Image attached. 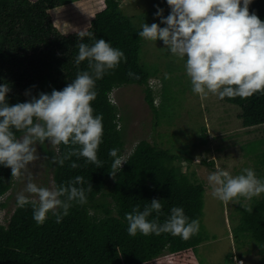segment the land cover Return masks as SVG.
Here are the masks:
<instances>
[{"label":"trees","instance_id":"trees-1","mask_svg":"<svg viewBox=\"0 0 264 264\" xmlns=\"http://www.w3.org/2000/svg\"><path fill=\"white\" fill-rule=\"evenodd\" d=\"M122 1L0 0V84L7 83L11 88L6 98L9 105L29 100L26 90H31L32 95L50 94L53 89L63 90L79 71L91 72L87 60L79 67L75 64L81 42L91 46L103 38L126 57V62L122 60L115 70L96 81L97 97L91 102L93 115L103 117L102 142L97 152L103 167L85 165L84 158L75 156L63 166L54 164L55 185L67 184L78 175L87 182L85 189L91 184L92 190L86 192L87 204H74L60 223L49 212L39 226L31 204L16 206L7 224L0 218V264H155L166 249L169 264H200L198 246L208 236L203 225L204 184L180 170L181 153L147 138L139 140L131 152L125 151L120 110L110 96L113 88L140 84L149 105L157 114L159 110L149 82L152 71L141 62V27L124 12ZM249 12L264 21V0H252ZM80 31L93 36L81 40ZM129 71L139 78L129 77ZM223 100L240 107L243 126L262 125L264 141V93ZM15 134L21 136L19 132ZM257 142L250 145L251 150L259 147ZM113 148L119 149L118 155H125L127 161L115 178L109 174L114 159L109 150ZM60 151H66V146L60 145ZM72 162L81 167L73 169ZM14 182L11 169L0 165V198ZM154 198L163 206L161 223L172 207H182L189 222L199 221V232L187 240L168 233L130 236L125 214L137 205L143 211ZM239 210L236 238L242 245L252 241L261 254L260 264H264V194L253 197ZM155 216L153 212L148 219ZM227 257L233 264V254Z\"/></svg>","mask_w":264,"mask_h":264},{"label":"clouds","instance_id":"clouds-1","mask_svg":"<svg viewBox=\"0 0 264 264\" xmlns=\"http://www.w3.org/2000/svg\"><path fill=\"white\" fill-rule=\"evenodd\" d=\"M166 2L170 8L167 17L158 6L155 13L165 27L143 23L138 34L145 41H163L164 49L172 57L178 62L184 61L194 94L202 99L212 94L223 100L226 97L247 99L258 92L264 93V21L249 12L252 0ZM78 36L83 40L93 33L80 31ZM85 60L91 72L79 71L63 90L53 89L50 94L32 95L31 90H26L25 95L30 99L25 102L9 105L6 98L11 88L7 83L0 84V165L11 169L13 178H21L28 166L40 159L37 144L45 142L54 149L53 164L63 166L75 156L84 158L85 165L103 167L97 156L103 136V117L93 115L91 102L97 97L96 81L115 70L122 60L126 62V57L123 51L101 38L91 46L79 43L75 64L79 67ZM127 75L139 78L131 71ZM16 132L21 133L19 138ZM60 145L66 146L63 153ZM118 153L117 148L109 150V156L114 158L109 171L113 178L127 162L125 155ZM70 166L81 167L76 162ZM207 181L212 197L224 203L241 196L250 200L264 193V181L258 179L251 168L233 176L218 167L207 176ZM85 183L78 175L67 184L41 187L28 173L26 187L16 197L17 207L31 204L38 226L43 225L49 212L55 216L56 223H60L74 204H87L86 192H90L92 186L89 184L85 189ZM162 207L161 201L154 198L143 211L137 205L126 213L128 234L135 237L137 233L144 236L168 233L187 240L199 232V221L189 222L182 207H172L168 218L161 223ZM153 212L156 216L149 220Z\"/></svg>","mask_w":264,"mask_h":264},{"label":"rangeland","instance_id":"rangeland-1","mask_svg":"<svg viewBox=\"0 0 264 264\" xmlns=\"http://www.w3.org/2000/svg\"><path fill=\"white\" fill-rule=\"evenodd\" d=\"M121 6L139 27L143 23L160 24V19L155 16L157 6L164 10V17L170 13L166 0H123ZM164 47L161 40H144L141 53L142 64L152 71L149 82L154 90L158 114L149 105L144 86L140 84H122L110 93L111 100L120 110L125 151L131 152L139 140L147 138L161 147L181 153L180 170L204 184L203 225L208 236L198 246L200 264H229L228 254H233V264H260L258 247L252 241L242 245L236 238V226L241 216L239 209L249 199L241 196L224 203L213 198L207 176L218 167L233 176L251 168L256 177L264 181L262 125L245 127L239 118L241 109L238 105L216 95L209 94L202 99L194 94L184 61L178 62ZM256 142L259 147L251 150L250 145ZM53 150L47 142L37 144L40 159L31 163L21 178H15L12 188L0 198L4 203L0 204L3 223H8L16 208L17 194L26 187L28 173L38 186L50 188L55 184L54 164L51 163ZM107 199L111 200V197L107 195ZM155 264H169L168 249Z\"/></svg>","mask_w":264,"mask_h":264},{"label":"built area","instance_id":"built-area-1","mask_svg":"<svg viewBox=\"0 0 264 264\" xmlns=\"http://www.w3.org/2000/svg\"><path fill=\"white\" fill-rule=\"evenodd\" d=\"M125 159H126V157H125Z\"/></svg>","mask_w":264,"mask_h":264}]
</instances>
